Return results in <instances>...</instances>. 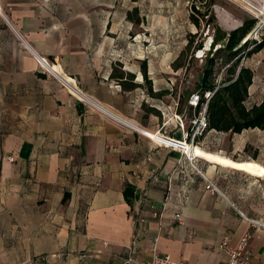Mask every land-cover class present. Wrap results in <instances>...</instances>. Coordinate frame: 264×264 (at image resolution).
<instances>
[{"label":"crops","instance_id":"crops-1","mask_svg":"<svg viewBox=\"0 0 264 264\" xmlns=\"http://www.w3.org/2000/svg\"><path fill=\"white\" fill-rule=\"evenodd\" d=\"M109 27L107 7L91 0H0V264H129L153 252L220 264L219 241L235 245L246 232L249 264H264V229L249 222L264 224V187L199 157L189 162L138 131L182 140L174 116L193 110L175 104L169 118L156 99L166 83H148L140 96L145 69L113 63ZM64 76L101 110L71 93ZM136 214L146 220L138 235Z\"/></svg>","mask_w":264,"mask_h":264},{"label":"rangeland","instance_id":"rangeland-1","mask_svg":"<svg viewBox=\"0 0 264 264\" xmlns=\"http://www.w3.org/2000/svg\"><path fill=\"white\" fill-rule=\"evenodd\" d=\"M91 1L94 7H107L110 37L114 38L110 46L113 63L117 66L116 60H121L126 69L134 71L138 68L141 74L145 69L146 77L142 79L143 89L139 95L147 97L148 83H163L159 87H164L166 83L168 90L159 91L166 92V95L157 97L162 102L156 103L160 109L167 108L168 104L169 118H172L170 107L177 104L178 111L186 109L190 96L193 93L201 94L197 83L205 65V57H210V53L221 46L217 43L210 48L215 26L224 33L230 32L221 26L215 7L225 10L238 25L250 19L260 23L256 32L250 33L253 26L245 35L248 42H259L264 36V17H256L228 0ZM210 16L213 17L212 21ZM252 48L253 45H248L240 57V66L250 68L253 72L246 107L258 104L264 97V48L246 56ZM124 73L127 80L132 79L127 71ZM214 76V83H220L227 76L225 68L215 67ZM183 124L185 126L184 119ZM198 140L203 143L204 150L229 158L237 166L230 168L201 159L226 168L227 174L240 184L251 183L255 187H264V175L252 174L241 168L244 165H255L264 171V129H248L239 134L208 131ZM3 222L1 219V227H4Z\"/></svg>","mask_w":264,"mask_h":264},{"label":"trees","instance_id":"trees-1","mask_svg":"<svg viewBox=\"0 0 264 264\" xmlns=\"http://www.w3.org/2000/svg\"><path fill=\"white\" fill-rule=\"evenodd\" d=\"M212 20L213 17L210 16V21ZM255 23V19L245 20L241 27L228 33L222 32L215 26L210 48L217 43H220L221 46L210 53V57L206 55L205 65L200 75L201 83H197L201 89V95L204 92H213L206 108L208 130L239 134L248 129H264V97L258 104L246 107L245 101L248 97V89L252 84L253 72L250 68L240 66V57L248 45H253L246 55L248 57L264 48V36L259 42H248L247 39L239 47ZM195 24L197 26L196 22ZM217 66L225 68L227 74L218 84L214 83V69ZM123 194L125 201L132 204L133 189L126 186Z\"/></svg>","mask_w":264,"mask_h":264},{"label":"built area","instance_id":"built-area-1","mask_svg":"<svg viewBox=\"0 0 264 264\" xmlns=\"http://www.w3.org/2000/svg\"><path fill=\"white\" fill-rule=\"evenodd\" d=\"M36 59H37L39 68L43 73H46V74L50 73L54 75L55 77H58V75L52 70L51 65L47 62L45 58L36 56ZM212 94L213 92H204L202 95L199 93H193L187 102V106L188 108L193 110V114L189 118H187V116H189V113L187 112V110H185L181 115L174 116L175 119H177L179 127L182 131L183 139L181 141L184 143H188L190 147H193V146L201 147L202 143L199 142L198 139L199 137L204 136L205 133L209 131L208 124L206 121V108H207V102L212 96ZM202 98L204 99L203 102H202ZM184 118H187V121H188L187 126H184L183 124ZM141 134L144 135L143 133ZM161 136L164 138H167V140H170L169 137L164 136L163 134H161ZM150 140L153 141L152 139ZM179 144L180 146L182 145V148L181 149L179 148L177 150H176V147H173L174 145H172L171 147H168L164 144L163 146L165 148H169V149L179 152L180 155H182L185 159H187L189 162H192L195 156L190 155L188 152H186L185 149H183L182 143H179ZM9 161L12 162L13 158L10 157ZM196 172L206 182V185H205L206 190L210 192L219 193V190L216 188V186L211 181L205 178L201 174L200 171L196 170ZM143 196H144V199L142 198V200L143 202H146V199H145L146 193H144ZM150 208L153 211L152 215L154 218H159L161 216V213H157L154 206L151 205ZM175 218L178 219L179 216L175 215ZM132 222L134 224V227H136V235H138L139 234L138 229H140L139 227L144 226L146 224V220L143 217H140V215L136 214V217L133 218ZM249 222L252 228L254 229H257V228L264 229V224L261 222H258V221H249ZM250 240H251L250 232L244 233L239 238L238 242L235 245L230 244L226 238H222L218 243V249L225 253L226 259L220 264H249L250 263V252H249ZM263 254H264V250H263ZM127 263L129 264H187L185 261H174L168 255L157 254L155 252L152 253L148 261L139 262V261H134L132 259H128ZM81 264H85V263L82 262Z\"/></svg>","mask_w":264,"mask_h":264},{"label":"bare ground","instance_id":"bare-ground-1","mask_svg":"<svg viewBox=\"0 0 264 264\" xmlns=\"http://www.w3.org/2000/svg\"><path fill=\"white\" fill-rule=\"evenodd\" d=\"M228 1L236 4L237 6L242 8L243 10L253 14L256 17L257 16L258 17H261V16L264 17V0H228ZM215 11H216V14L218 17V21L220 22L221 26L223 28H225L226 30L230 31L234 27L238 26L239 23L236 20H234L233 18H231L230 15L227 12H225V10H222L218 7H215ZM51 68L54 72L61 73V71L59 70L58 67L51 66ZM61 79H62V82L64 83V85L68 88V90L71 93H73L74 95L79 97L84 102L88 103L90 106L95 107L96 109L97 108L101 109L95 103H93V101H91L85 95L81 94L78 91L75 84L70 79H68L66 76H64V78H61ZM103 111H105V110H103ZM106 115H108V114H106ZM121 121H122V124L124 123L127 126H131L129 123L123 121L122 119H121ZM138 131L143 133L144 136H146L147 138L152 139L155 142V144L157 143V144H160L162 146L165 144L168 147H171L172 145H174L173 147H176V150H177L179 148L180 149L182 148V145L180 146V144H179V143H182L183 149H185V151L188 152L190 155L206 159L207 161L212 162L214 164L218 163L221 165H225V166H228L230 168H234L237 166L236 163L234 161L230 160L229 158L221 157L218 154L204 150V149L200 148L199 146L190 147L188 145V143H184L180 139L170 138V140H167V138H164L161 136V134H159L160 132L157 134V133H153V132L143 130V129H138ZM178 144H179V146H178ZM241 168H243L244 170H246L252 174L264 175V171L255 165H249V166L244 165V166H241Z\"/></svg>","mask_w":264,"mask_h":264},{"label":"water","instance_id":"water-1","mask_svg":"<svg viewBox=\"0 0 264 264\" xmlns=\"http://www.w3.org/2000/svg\"><path fill=\"white\" fill-rule=\"evenodd\" d=\"M241 26H242V24H241V25H238V26H236V27H234V28L231 29L230 31L235 30V29H237V28H239V27H241ZM259 26H260V23L257 22V23L254 25V27H253V29L251 30L250 33L252 34V33L256 32L257 29L259 28ZM244 40H245V38H244L243 41L240 43L239 47L245 42ZM198 80H199V83H201V78H199Z\"/></svg>","mask_w":264,"mask_h":264}]
</instances>
